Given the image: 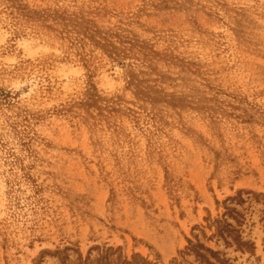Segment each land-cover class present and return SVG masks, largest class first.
<instances>
[{"label":"rangeland","instance_id":"obj_1","mask_svg":"<svg viewBox=\"0 0 264 264\" xmlns=\"http://www.w3.org/2000/svg\"><path fill=\"white\" fill-rule=\"evenodd\" d=\"M0 264H264V0H0Z\"/></svg>","mask_w":264,"mask_h":264}]
</instances>
